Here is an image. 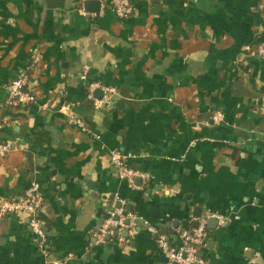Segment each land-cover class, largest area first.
Listing matches in <instances>:
<instances>
[{"label": "crops", "instance_id": "crops-1", "mask_svg": "<svg viewBox=\"0 0 264 264\" xmlns=\"http://www.w3.org/2000/svg\"><path fill=\"white\" fill-rule=\"evenodd\" d=\"M85 3L0 0V138L12 146L0 200L39 184L49 259L61 264H166L158 235L178 247L177 231L208 212L228 222H208L204 259L264 264V0H132L127 18L101 4L84 17ZM23 72L36 103L7 108ZM92 83L118 93L99 106ZM112 152L145 178L120 180ZM115 196L140 221L124 242L97 245ZM45 261L25 215L0 220V264Z\"/></svg>", "mask_w": 264, "mask_h": 264}, {"label": "built area", "instance_id": "built-area-1", "mask_svg": "<svg viewBox=\"0 0 264 264\" xmlns=\"http://www.w3.org/2000/svg\"><path fill=\"white\" fill-rule=\"evenodd\" d=\"M91 1V0H84ZM101 4V12L105 10H113L120 18H127L132 15L133 5L132 0H97ZM184 5L189 6L198 2V0H178ZM84 17L97 16L96 13H90L85 10L80 11ZM256 53L264 59V43L260 44ZM39 57L34 55L33 63H37ZM84 78V77H83ZM29 77L26 72L12 81L8 90V99L5 107H21L26 105H33L36 103V96L28 90ZM102 91L104 94L102 100L95 99V93ZM118 93L116 88L106 87L100 83H92L88 89V99L95 101L99 106H106L112 98ZM215 124H221L225 120L224 113L216 111L212 118ZM83 132H91L90 128L81 119L73 120ZM4 127V121L0 118V130ZM100 138L99 136H96ZM12 150L10 143L3 141L0 138V157L8 154ZM111 160L117 170L120 180L127 182L130 185L134 184L135 179L145 178V175L140 171L130 168L124 158L117 152L111 153ZM44 196L41 192L40 186L37 182L32 181L29 188L26 190L23 197L18 199H2L0 200V220L11 215H25L29 219L31 231L37 236L40 241L41 250L46 257L45 264H61L49 259L48 246L46 244V234L40 219V214L44 206ZM127 202L119 196H115L111 203L110 208L107 210V217L102 226L98 229L95 235V242L97 245L106 244L110 240H117L124 242V232L134 230L140 217L127 210ZM216 220L219 226H224L228 219L222 215L208 212L198 219L197 227L190 232L177 231L180 241L178 247L171 244V240L165 235H158L157 243L166 258V264H210L204 259L199 248L205 242L208 222Z\"/></svg>", "mask_w": 264, "mask_h": 264}, {"label": "water", "instance_id": "water-1", "mask_svg": "<svg viewBox=\"0 0 264 264\" xmlns=\"http://www.w3.org/2000/svg\"><path fill=\"white\" fill-rule=\"evenodd\" d=\"M84 8L86 11H90V10H94V11H99L100 9V2L99 1H88L85 3ZM103 96L102 91H97L96 92V97L101 100ZM201 214L197 215V217H200ZM217 221L212 220L210 221V223H216ZM195 226H197V223L195 224Z\"/></svg>", "mask_w": 264, "mask_h": 264}, {"label": "trees", "instance_id": "trees-1", "mask_svg": "<svg viewBox=\"0 0 264 264\" xmlns=\"http://www.w3.org/2000/svg\"><path fill=\"white\" fill-rule=\"evenodd\" d=\"M91 101V100H90ZM91 102H94L95 103V101H91ZM86 124V123H85ZM89 128H91L88 124H86Z\"/></svg>", "mask_w": 264, "mask_h": 264}]
</instances>
